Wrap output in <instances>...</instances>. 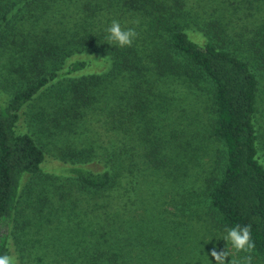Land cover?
<instances>
[{"label": "trees", "instance_id": "trees-1", "mask_svg": "<svg viewBox=\"0 0 264 264\" xmlns=\"http://www.w3.org/2000/svg\"><path fill=\"white\" fill-rule=\"evenodd\" d=\"M113 20L138 33L131 47L108 41ZM10 44L25 83L0 106V255L19 252L23 175L58 179L40 170L44 145L35 132L15 130L24 106L55 86L57 94L34 113L40 131L69 133L92 116L110 138L97 144L99 154L60 151L62 161L79 166L55 184L61 198L67 185L102 200L24 202L42 215L47 203L50 214L68 212L71 237L53 264H217L211 252L227 250L223 237L236 225L251 226L253 264H264L255 123L264 0L201 8L188 0H0V51ZM82 52L104 56L108 68L75 74L86 61L67 59ZM159 167L174 182L171 199L139 200L147 169ZM229 251L244 256L230 244Z\"/></svg>", "mask_w": 264, "mask_h": 264}, {"label": "rangeland", "instance_id": "rangeland-1", "mask_svg": "<svg viewBox=\"0 0 264 264\" xmlns=\"http://www.w3.org/2000/svg\"><path fill=\"white\" fill-rule=\"evenodd\" d=\"M188 1L198 8H201L203 5L205 7H212L216 2V0ZM13 48V44H10L9 51L7 49L6 51H0L1 107H4L15 90H18V88L22 87L25 83L20 73L15 72V69L18 67L17 65H19L21 60L18 58L19 54L16 52L17 50ZM74 59H82L86 61V65L79 70L80 72H76L75 74L89 72L100 73L106 70L109 65V60L104 56L99 57L98 55L88 54L86 52L70 56L67 60L70 61ZM51 88L45 89L30 105L24 106L25 113L18 120L15 130L17 133L35 132L36 137L39 138V141L45 148L42 147L44 151V159L40 163V170L57 176L58 179L54 181L56 184L60 183V181L66 180L65 178L68 177L67 175L70 174V170L74 166H79V164H71L70 162L62 161L60 159V151L67 150L69 153L75 149L91 147L93 152L95 151L99 154L100 151L102 152V148L97 144L107 146L109 143L110 132H106L101 121L92 116L72 125V131L69 133H66L67 129H63L61 135L50 136L46 130L40 131L39 123L36 121L34 122V113L36 114L48 103L50 96L57 94L58 90H56V87L54 86L53 89ZM255 123L257 128V157L264 165V83L259 92ZM163 130H167V128H164ZM160 131L161 133L163 132L162 129ZM93 148H95V150ZM93 165L95 164H90V166ZM92 168L96 169L94 166ZM158 169L160 171H156L155 173L152 172V168L147 169L144 183L141 184L138 192L139 200L171 199L174 182H171V179L165 178L164 172L168 170L167 168L159 167ZM23 178V181L25 182L21 185L22 196L20 200H23L24 209L21 214L22 216H20V223L17 228L19 230L16 233V235H18L16 240L17 246L15 245L14 248L18 249L19 252H12V256L18 259L19 264H53L56 254H64L61 245L71 237L65 229L67 226L68 212L65 210L64 212L61 211V213L50 214L52 211H48V209L52 207L53 204L47 203L42 211L44 215H42L40 211H36L37 209H35V207H29L30 205L26 206L24 202L34 205V201L36 200H73L74 196H78L76 197L78 200L102 199L100 197H94L88 192H82L81 194L77 193V191H75V186L69 188L67 185L61 190L65 191V196L61 198L59 194L60 189H58L57 185L52 184L53 182H44L42 179L34 177L25 179V174L23 175ZM54 204L58 205V203ZM47 218L50 219L47 221ZM58 221H60L59 225L61 226L59 228L56 227ZM11 240L14 241L12 238Z\"/></svg>", "mask_w": 264, "mask_h": 264}, {"label": "clouds", "instance_id": "clouds-1", "mask_svg": "<svg viewBox=\"0 0 264 264\" xmlns=\"http://www.w3.org/2000/svg\"><path fill=\"white\" fill-rule=\"evenodd\" d=\"M108 41L115 42L119 47H131L133 41L137 38L138 33L134 28H122L121 23L117 20H113L110 26L107 28ZM223 240L228 244L227 250L211 252V256L215 259L217 264H226L228 257H231V264H253V252L255 249V243L251 236L250 225H236L232 228L226 229V235ZM229 244L236 253H244V256L240 259L232 258L229 251ZM0 264H19L16 257L9 254L0 255Z\"/></svg>", "mask_w": 264, "mask_h": 264}]
</instances>
